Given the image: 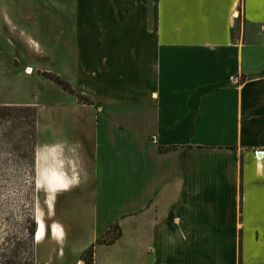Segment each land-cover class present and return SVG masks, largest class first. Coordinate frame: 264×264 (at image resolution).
Here are the masks:
<instances>
[{
	"label": "crops",
	"instance_id": "crops-1",
	"mask_svg": "<svg viewBox=\"0 0 264 264\" xmlns=\"http://www.w3.org/2000/svg\"><path fill=\"white\" fill-rule=\"evenodd\" d=\"M69 9L66 77L89 103L70 96L62 137L35 145L32 264L92 244V264H264V0Z\"/></svg>",
	"mask_w": 264,
	"mask_h": 264
},
{
	"label": "rangeland",
	"instance_id": "rangeland-1",
	"mask_svg": "<svg viewBox=\"0 0 264 264\" xmlns=\"http://www.w3.org/2000/svg\"><path fill=\"white\" fill-rule=\"evenodd\" d=\"M69 11V0H0V102L35 106L36 143L62 137L53 126L69 111L59 106L69 103L70 96L77 99L43 75H61L76 93L66 77L74 68L73 48L68 41ZM7 36L13 45L7 43ZM25 137L23 128L11 130L9 122L0 120V264L31 260L27 221L30 203L35 201L36 208L48 215L43 193L29 187L27 163L31 151ZM117 229L112 228L113 232ZM81 259L85 261L86 257Z\"/></svg>",
	"mask_w": 264,
	"mask_h": 264
},
{
	"label": "trees",
	"instance_id": "trees-1",
	"mask_svg": "<svg viewBox=\"0 0 264 264\" xmlns=\"http://www.w3.org/2000/svg\"><path fill=\"white\" fill-rule=\"evenodd\" d=\"M44 76L48 77L52 80L56 85H58L64 91L75 94L77 100L83 103H89V100L78 94L74 93L73 88L69 85V83L63 80L60 76L52 74L50 72L43 73ZM6 120L10 124L11 130L16 129L18 127L24 129V133L26 135V146L30 149V159L27 163L29 169L28 173L30 175V185L29 187L34 191V179H35V161H34V149L36 145V130H37V110L35 106L31 104H0V120ZM35 201H32L27 213V221L29 224L28 233L30 236V247H31V260L25 262V264H30L33 262V233L36 227V221L34 219V208ZM29 204V203H28ZM116 228V223L109 225L106 231L99 237L96 241L97 243H112L115 239H117L120 235L119 230L117 232H113L112 228ZM93 244L85 250L82 256L86 257L84 264H92L93 260ZM6 264H17L16 261H8Z\"/></svg>",
	"mask_w": 264,
	"mask_h": 264
},
{
	"label": "bare ground",
	"instance_id": "bare-ground-1",
	"mask_svg": "<svg viewBox=\"0 0 264 264\" xmlns=\"http://www.w3.org/2000/svg\"><path fill=\"white\" fill-rule=\"evenodd\" d=\"M34 219H36L35 221H36L37 226L35 227L33 236L34 238L39 239L44 234V225H43V222L41 220V216L39 213H37V216Z\"/></svg>",
	"mask_w": 264,
	"mask_h": 264
},
{
	"label": "built area",
	"instance_id": "built-area-1",
	"mask_svg": "<svg viewBox=\"0 0 264 264\" xmlns=\"http://www.w3.org/2000/svg\"><path fill=\"white\" fill-rule=\"evenodd\" d=\"M236 15H237V13H236Z\"/></svg>",
	"mask_w": 264,
	"mask_h": 264
},
{
	"label": "water",
	"instance_id": "water-1",
	"mask_svg": "<svg viewBox=\"0 0 264 264\" xmlns=\"http://www.w3.org/2000/svg\"><path fill=\"white\" fill-rule=\"evenodd\" d=\"M36 220V219H35Z\"/></svg>",
	"mask_w": 264,
	"mask_h": 264
}]
</instances>
